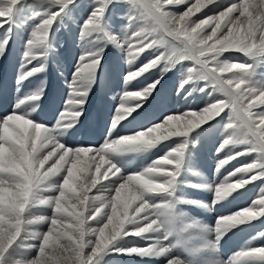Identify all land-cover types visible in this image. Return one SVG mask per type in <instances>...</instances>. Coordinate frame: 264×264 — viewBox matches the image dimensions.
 I'll return each instance as SVG.
<instances>
[{
    "label": "rangeland",
    "instance_id": "374dc122",
    "mask_svg": "<svg viewBox=\"0 0 264 264\" xmlns=\"http://www.w3.org/2000/svg\"><path fill=\"white\" fill-rule=\"evenodd\" d=\"M160 2L163 5L162 11L171 13L173 11L179 10L176 14L180 16L183 14V12L187 11V7H189L190 5H193L194 2H196V1H193L191 4L188 3L187 5H182V6H181V3H175V4L172 3L170 5L169 3L166 2V0H160ZM95 6L96 5L94 3V0H71V3H68L64 7L63 12H61V14L57 17L56 21L52 25V28L54 30V36H51L49 39H47L45 44H44L45 46H47V49H48V50L46 49L47 53L44 56H40V57L38 56L37 59L32 60L35 64L27 66V69L24 68V61L19 60V55H23V52L25 50L24 42H25L26 32H20L18 35V41L15 40V37L18 34V31H17V29H13L10 25L11 16H12V19H13L15 24L18 22H21V21H19L22 18V17H20L21 15L24 17V19H26V20L29 19L28 24L30 27H26V28H28L29 29L28 31H30V33H31L34 30L35 26L39 23L40 19L44 18V16H46L50 12L58 11L60 6L54 5L53 3L50 2V0H20V2L17 5H15L13 8L14 13L12 11L7 19L1 18L3 20V24L1 26H3V27L0 28V43H4V51H3V53H0V87L4 86V90L2 92H0V118L6 116L7 114H10L13 111V109L16 110V107H18L17 109H19V104L21 102L26 101L27 98H29V96H31V94L33 92L34 93L32 94V96L37 95V93H38L40 95V100L51 101L52 102L51 103L52 109L56 112H61L62 108H64V105H65V101H66L65 99H67L68 98L67 96L69 95L68 94L69 93V89H68L69 86L64 83V79H66V77H65L66 75H64L65 74L64 72H65V70L68 71V72L66 71V74H68L67 77H69L67 79H70V77L73 76V74L76 70L77 60L79 58L78 57V51H81V50L82 51H100L101 55L104 54V57H103V60L101 61L102 63H100L97 71L94 73L95 79L94 78L93 79H94V82H96V83H94V85L91 87V89L93 90V87L96 85L94 88V91H95L94 94L96 97L93 95V93L87 94L86 99L84 101L86 105L83 103L82 115L80 116L81 118L80 117L78 118L79 122L77 121L76 122L77 124L75 123V125H73V126H75L74 128L71 127L70 129H66V131L61 130L63 132V134H62L63 137H62V135H60V137L57 136L58 141L65 146L67 145V147H69V148H71L72 145L75 144L74 141L76 139H74L75 137L73 136V133L78 134L80 132V130L82 129L84 122H86L88 120V117H87L88 111L90 113H92V115L89 118L90 123L85 128V132L82 136V138L83 137L84 138L83 139L81 138L82 141L80 139V142L82 143L81 144L82 146L88 145L86 147H89V145H90L91 148H94L96 146H98L96 148H99L102 144H106V142L109 143L110 142L109 140L111 138H115V139H113L114 140L113 142L115 143V141H118L120 138H122L126 135H129L128 133L133 134V132L136 133V131L137 132L142 131V130L146 129L147 127H149L150 125L157 123L159 121V119H160L159 117H161L162 113H165V112H161V111H163V108H164V111H166V107L163 105L164 103H167L170 106H171V104L173 106L175 105L174 107H175L176 111H180L179 112L180 114L178 113L177 115H174L172 117H182V116H186V115L182 114L183 113L182 111L186 112L185 114H187V113L192 114L194 112L200 114L202 112V109L208 107L210 104L216 103L219 100L225 99V97L222 95V93H220L219 91H214L212 89L211 85H207V87L205 88V91H203V92L200 91L201 88H204L206 86V82H204V81H193V82L185 85V87L183 89L180 88L182 81L185 78H187V69L189 67H194V63L191 60L179 61L178 63H175L174 65L170 66L167 71H164V67H165L164 64L160 63L157 67L150 69L149 71L145 72L140 77L134 78L133 80H131L130 83H128V85H126V87L124 88L126 90L127 89H129V90H127L125 92H123V90H122L123 93L122 92L119 93L120 89H123V83L120 81V78H125L126 75L130 71L137 70L139 67H141L144 64L148 63L149 61L153 60L156 56L160 55L161 52L170 54L173 50L179 49L182 46L179 45L177 42H175L169 36H166L165 32L163 30H161L162 28L158 27L157 31L155 33H153V35L149 41V42H151V40H155L156 41L155 46L150 48V49H147L145 52L141 53L136 58V60H134L136 63L133 61L132 64H130L126 67L124 65V60L126 59L124 57L126 55L125 54L126 52L123 51L122 54L117 52V50L115 49V46L112 43H109L107 37H105L106 36L105 34L112 35V33H114V35H115V37H117V39H120L121 37L124 36L125 31L127 29V25H128V21H127V14L129 11L128 5L126 3H108L106 5L103 24H102L101 28L98 31L82 38L81 37V27H82L84 21L88 18L89 13L93 10V8ZM173 6H174V8H173ZM225 7H227V6H225ZM262 11H264V9H262ZM199 20L200 19L190 23V25L194 26L195 23L199 22ZM149 25H150V20L138 21L137 30H140L141 27H148ZM109 28H110V30H109ZM206 29H208V30H206ZM206 29H204L201 33L203 35L207 36V34H209L211 32L212 28H206ZM187 31L190 32V27L187 29ZM222 32H226V28H224V30ZM14 34H15V36H14ZM13 36H14V40H13ZM176 36L186 40L185 33H180L179 35H176ZM77 37H80L82 42L76 43ZM10 38L12 39L11 41H10ZM84 38H85V40H84ZM200 38H201L200 36L197 37V39H200ZM16 43H17V45H16ZM80 44H82V45H80ZM107 44H110V45H108V47H107ZM44 45L35 51L38 53H43ZM104 46H106L107 49L104 48ZM73 47L74 48L77 47L78 51L76 50V48L73 49ZM52 48H53V51L57 50L55 58L51 56L52 55ZM49 49H50V51H49ZM55 51H54V53H55ZM59 52H60V58L58 59ZM63 56L65 57L64 59H63ZM219 59L221 61H227L229 63L244 62L246 64H250L251 69H250V73H249L248 77L246 78L247 82L251 86H255L258 88L259 87L264 88V54H261L259 57L247 59L246 57L243 56L242 53H239V52H236L235 50L230 49V50L222 53L220 55ZM55 60H56V62H55ZM133 63H135V64H133ZM55 64L57 66H55ZM73 64H75V65L73 66ZM39 66H42V70L33 74L31 76L32 77L31 79H30V77H27L23 81L18 82L19 76L22 75L25 70H30L32 67H39ZM58 66H59V68H58ZM212 66L213 65L210 64V67H212ZM64 68H65V70H64ZM48 70L53 72L51 78H49L50 81H49L48 77L44 76V74L49 73ZM151 71H153L154 74ZM221 75L227 77L228 73H222ZM33 77H35V78L33 79ZM44 77H45V79H44ZM39 78L41 81H39ZM42 78L44 79L45 82L47 81L46 82L47 84H50V85H46V83H44ZM144 78H145V81H144ZM103 80H105V81H103ZM156 80H160V81H159V84L157 85V87L155 88V90L153 92V95H152L153 97H149V96L146 97L149 99H148L147 103L145 104V106L143 105L144 107H142V106L141 107L140 106L135 107V104H136L135 100H132L131 102H129V104L127 106L134 107V111H132L133 114L131 112V114H129L128 117H126V119H128V122L126 121L125 118L123 120H121L119 125H116V128H113V129H116V130L118 129V130L113 131V129L111 128L112 123H110L111 118H109V117L115 113V105L116 104L114 102L121 101V97L124 93H126V92L134 93L137 91H142L147 86L154 83ZM42 81H43V84H42ZM31 82H33V83H31ZM56 82H58V83H56ZM39 85H41V87H40V89H37V87L39 88ZM120 85H122V86H120ZM26 86L28 87V89H30L27 92H26V90H27ZM31 86H33L34 88ZM23 87L25 90H23ZM44 89H45V91H42ZM99 89H100V91H99ZM46 90H48V91H46ZM23 91H25V93ZM27 93H29V94L27 95ZM162 93H163V97H164L163 102H162L163 104L161 103L162 104L161 105L159 100H158L157 105L154 106V108L152 109L153 111L154 110L156 111V113H155L156 118L154 117L155 121L154 122H150V121L144 122L143 120H147L148 118L150 119V116H151L150 115V105L152 104V100L155 99L156 97L158 99L159 95H162ZM41 94H43V96ZM44 96H45V98H44ZM93 96H94V98H93ZM115 96H118V97H115ZM52 97H54V98H52ZM64 97H65V99H64ZM144 98L145 97H140V98H137L136 100H144ZM108 100H110V101H108ZM10 101H12V102H10ZM101 101H103V102H101ZM164 101H167V102H164ZM6 102H7V104H6ZM9 102H10V104H9ZM132 102H133V105H132ZM15 103H17V104L15 105ZM29 103H31V101ZM59 103H60V105H59ZM253 103L258 104V102L256 100H253ZM33 104H30V105L32 106ZM158 104H160V105H158ZM178 104L180 106H178ZM20 105L23 106V108L27 107L23 104H20ZM58 105H59V107H58ZM6 106H8V107H6ZM31 106L27 107L28 110H29V108H31ZM93 106H96V107L94 108ZM105 106L108 108H105ZM148 106H149V108H148ZM3 107L4 108L6 107V109H2ZM158 107H160V110ZM106 109H108V110L106 111ZM110 110H113V111H110ZM16 111H18V110H16ZM228 111H229L228 109H225V111L222 112L220 114V116H214V118L211 120V122H208V124H206L207 126L201 125L195 129H193L194 131L192 133V136L189 137V143L187 146L189 148V150L184 151V155H183V158L181 160V165H180V168L178 170V174H177L175 182H174V189H175L174 190V196H173V198H170V199L175 201V207L173 209L172 223H171V235L169 236V240L163 241V243L165 246H168L170 248L171 254H169L168 256L171 257L172 259H175V260H176V258L181 260L182 264H184V263L185 264L186 263L187 264H207V262L210 260L213 261V264H222V262L227 263L229 261V260L226 261V258L228 257V255H230L232 257L233 256L232 254L236 253L237 250H239V251H241L242 249L243 250L244 249L249 250V249H253V248H258L259 246L264 247V215H257L254 219H249V221L246 220L247 223L245 221V223L239 224L240 226H238V225L232 226L233 228L231 227V229L228 230L224 234V236L218 241L220 244H218V242H215V247H211V248H208L209 245H211V244H209L208 240L214 241V235L215 234L212 232V229L215 228L216 223L210 221L209 215L206 217H203V219H201L202 216H196V215L194 216V214H196V211H200L205 206V203L209 204V210H210L211 205L213 204L214 190L212 188H215L216 187L215 185L218 184L216 182L218 180L217 176L215 178V175L213 172L214 171V165L213 164H214V162L218 161L217 159H219V161H220V157H221V160L222 159L225 160V159H227V157L233 156V155H234L233 156L234 158L235 157L237 158V155H236L237 153L247 152L246 155H240V156H238L237 159H234V158L231 159L227 164L224 165L225 167L222 166L223 169L220 168V169H222V170H220V177L225 178L226 177L225 174H227V172L229 171L228 174H230V172H231L232 178L228 182L229 183L231 182V184H233V183L235 184L237 181H239V179L241 180L240 177L244 176V175L247 176L248 179H247V177H245V179H243L246 181L245 185H242L243 188H242V186L240 187V189L237 188V190L239 191L238 197L236 196L237 193L233 194V192H232L234 197H233V195H229V196L225 197L222 201L220 200L221 203L216 202V204L214 205L215 206L214 209L212 207L210 210L211 212L209 211L210 213H212L211 214L212 216L216 215L215 211H217V213H219V211L222 212L223 206H225L224 207V210L226 209L225 212H228V210L229 211L233 210L234 207H237L239 205L238 199H242V200H240V202H244L245 200H248L250 198V196L252 195V196H254V198L257 196L256 201H258L260 198L264 197V175H260L259 169H253L251 172H249V174L236 172L237 175L236 174H234L236 176L233 175V173H235L236 169H238V168L241 169V168L246 167V165L256 163L257 159H258V155H259L258 152L251 151L250 146L244 145V144L229 145V146H226L224 149H222L223 151L221 150L219 153L217 152V148L219 147V145L221 143H223L224 139L227 138L226 134L228 132H226V130H225V125L229 122ZM259 111H264V105L258 104L257 107L253 108V112H259ZM99 114H100V117H99ZM135 115H137V116H135ZM138 115L140 116V118H138L139 117ZM49 116L50 115H44V116L40 115V116L34 117L37 120H35L34 118H30V119H32L34 122L39 121L38 123H40V124L43 123V125L44 124L47 126H51L52 124L54 125L56 122L54 120H51L53 118L51 116H50L51 117L50 118ZM253 119H256V117H253ZM44 121H46V122H44ZM130 121H131V123H129ZM134 121H136V122H134ZM141 121H143V122L141 123ZM79 123H80V125H79ZM138 123H139L140 127L139 126L136 127V125H138ZM125 124H126V127L123 128ZM77 126H79L78 127L79 129L77 128ZM96 126H99V127L97 128ZM100 127H102V128H100ZM207 127H208V129H207ZM107 128H110V130H108V131H113V133L112 132L108 133V131H106ZM136 128H138L139 130ZM76 129H77L78 133L77 132L75 133ZM126 129H128V130L126 131ZM132 129H133V131H132ZM70 130L73 132H71ZM120 130H122V131H120ZM116 132H118V133H116ZM67 133H68V135L71 134L73 139H72V137H69L67 135ZM110 133L113 135L115 134V136L111 135ZM99 135L101 137L103 136L104 139L98 138L97 136H99ZM66 137H68L67 138L68 141H66ZM106 137H108V139ZM109 137H111V138H109ZM63 139L66 142H62ZM105 139H107V140H105ZM98 140H100L101 142L100 141L97 142ZM90 141H91V143L95 142L94 146H93V144L91 145V143H89ZM168 141H171V139H169V140H168V138L163 139V140H161V143H159L157 146H155L154 149L151 148L149 150L148 149H142V148L138 149L134 146H118L116 148V150H111V151H109V153H107V158L110 159V161H112L111 163L115 164L117 168L120 167L121 170L125 169L124 171L128 172L127 175H130L132 173L136 174V172H140L152 164L151 160L148 159L146 154L153 152V155H154L158 151H162V153L157 156V158L160 160L165 155L168 154L164 150V148L162 147ZM67 142H69L70 144H68ZM113 142L111 140L110 143H113ZM81 145H79V146L81 147ZM120 147L123 149L120 150L121 149ZM125 147L127 149H125ZM130 147H133V149ZM118 148H120V149H118ZM134 148H135V151H134ZM129 151H131V152L128 153ZM111 152L113 153V155L115 157L112 155ZM115 152L118 154V156H124V155L126 156L127 155L125 158L122 157L124 159L123 160L124 162L121 161L122 158H121V160L118 158L115 159L117 156ZM136 153H138V154H136ZM188 153H189V155H187ZM129 154H131V155H129ZM109 155H110V157L111 156L112 157L110 158ZM215 156H216V158H215ZM139 157H141V158H139ZM135 158H136V160H135ZM126 159H127L128 163L126 162ZM129 159H131L130 162H129ZM115 160H116V162H115ZM142 160H143L144 164L142 163ZM210 160H211V162H210ZM240 162H242V163H240ZM238 163H239L240 167H238ZM126 164H128L129 166ZM130 164H131V167H133V168L130 167ZM228 164H231L229 166H235V168L229 167ZM139 165H140V168H139ZM122 167H123V169H122ZM229 168H231V169H229ZM234 169H235V171H234ZM130 170L132 172H130ZM224 170H227V172ZM221 172H223L224 174ZM223 175H224V177H223ZM251 176L256 177V179L252 180L253 177L251 178ZM234 177H235V179H234ZM54 178L56 181L57 176L50 178V180H54ZM232 179H234V180L237 179V180L232 181ZM249 179L252 181H250ZM50 180L47 183H50ZM247 181H250V182H248V184H247ZM47 183H46L45 187L49 188ZM229 183H227V184H229ZM255 183H258L259 185L255 184ZM259 188L261 189V190H259L260 192H258ZM44 192L45 193L49 192V190L44 191ZM44 192L41 193V195L45 196V197L54 196L56 194V193H54V194L50 193V195H47ZM235 197H237V199H235ZM155 199H160V198L157 197ZM187 201H193L194 203H188ZM227 202L233 203V204L230 205L228 208H226L227 205H223V204H225ZM236 202H238V203H236ZM255 202H254V204H255ZM156 203H162V201L156 200ZM234 204H235V206H234ZM242 204L243 203L240 204V207L242 206ZM254 204H252L251 206L248 205V207L250 206L249 207L250 210H252L254 212H259V210H260L259 206L256 205L254 207ZM219 206L220 207L222 206V207L219 208ZM248 207H246V208H248ZM235 209H237V208H235ZM244 209L245 208L237 209L236 211L233 212V215H235V213H237L238 211L243 213L242 211H244ZM180 213H184L193 222L182 220ZM25 214H26V216L27 215L28 216L29 215L30 216H33V215L36 216L37 215L39 217L42 214H44L45 216L50 217L53 215V211H52V208L49 206L36 205V206H31L28 209V211H26ZM217 216L221 217L219 215H217ZM223 216H224V214H223ZM199 217H201V218H199ZM198 218L200 219V221ZM68 221L70 222L71 218ZM187 226H189V227H187ZM195 227H196V229H195ZM186 228H188V229H186ZM44 232H47V229L38 230L34 235L28 236L29 237L28 241H27L28 245L26 247L22 245L25 248V250L27 251V253H25L26 251L21 252V253H25L23 255H19V253H18L19 249L18 248L21 249V245L18 241H16L17 243L15 242V244H14L15 246L13 245L14 247H11L9 249V252L7 253L6 257L4 258V264H5V262H8L9 264H11L13 262L12 264H15V262L17 260H21L22 258H24V259H22V261H27L29 259H35L37 256L38 250H37V248H34V246L36 247V245L39 243V236ZM200 235L201 236L204 235L203 238L205 241H203V238L200 237ZM34 236H35V238H34ZM201 238H202V240H201ZM35 239H37L38 241ZM53 239H55V238H53ZM156 239H157L156 234H153L152 240L154 242H156ZM193 240H194L195 244H194ZM249 240H250V242H249ZM206 241H207V243H206ZM33 242H35L36 244ZM191 242H193V243H191ZM31 243L33 244V246L31 245ZM132 245L136 246V247H140L141 245H144V243L139 242L137 244H132ZM219 245H220V247H219ZM196 246H198L197 247L198 249L194 248ZM201 246H202V248H201ZM209 249H212V250L209 251ZM85 251H86V249H85ZM106 252H105V254H107ZM12 256L13 257L16 256V257H14V259L15 258L16 259L13 260ZM202 256L203 257L205 256L204 259ZM197 257H198V259H197ZM99 259L100 258L97 259V264H99V261H100ZM148 259H150V258L149 257H141V256L136 255V254H134V255L128 254L126 256H125V254L123 256H121V254H114V255L112 254L111 257L107 258V260L104 262V264H148V262H147ZM110 261H112V262H110ZM202 262H204V263H202ZM149 263H152V262H149ZM245 264H264V258H250V259L246 260Z\"/></svg>",
    "mask_w": 264,
    "mask_h": 264
},
{
    "label": "snow or ice",
    "instance_id": "6c2138e0",
    "mask_svg": "<svg viewBox=\"0 0 264 264\" xmlns=\"http://www.w3.org/2000/svg\"><path fill=\"white\" fill-rule=\"evenodd\" d=\"M20 0H7L6 7H0V18H8V16L13 11L15 5H17ZM54 5H58L59 10L50 12L44 18L40 19L39 23L35 26L34 30L31 32L30 39L25 45V50L23 52L24 67L31 64L32 60L37 59L38 56H42V53H38L35 50L41 48L49 35L50 28L56 21L57 17L63 12L64 7L71 3V0H50ZM167 3H184L185 0H166ZM212 3L213 0H208ZM95 7L89 13L88 18L84 21L81 27V37H86L96 31H98L104 19V13L106 5L108 3H126L129 7L127 14V29L125 34L120 39L113 35H106L109 42L114 44L118 48H122L126 52L127 63L131 64L136 58L147 49L155 46L156 41L151 40L153 33L157 31V28H163L168 35H179L180 33H185L186 43L182 42V47L173 50L170 54L161 52L160 55L156 56L153 60L139 67L137 70L130 71L125 79L126 82L138 78L145 72L152 68L157 67L160 63L164 64V71H167L170 66L178 63L182 60H191L194 62V67H189L187 69V78H185L180 88L183 89L185 85L193 81H204L206 86L201 88L200 91H205L207 85H211L214 91H219L225 97V99L219 100L216 103L210 104L208 107L202 109L203 115L198 113H192L191 115L195 117V122H189V126L181 131H173L171 135L168 136H180L186 137L189 132L194 128H197L207 121H211L214 116H220L225 109H228V119L229 122L225 125V130L229 134L226 135V139L217 148L219 153L226 146L233 144H244L249 145L251 151L258 152V159L256 163L249 164L244 168L237 169L236 172L239 173H249L253 169H259L260 175H264V111L253 112V108L259 105H264V88H258L251 86L247 82V77L250 73L251 65L244 62H232L221 61L219 59L220 55L228 50H235L236 52L242 53L247 59H252L259 57L264 54V29H261L259 25L262 20H258L257 16L260 13H264V0H240L239 4L232 3L230 6L226 7L224 11H221L216 17H208L207 19L201 20L199 23H195L191 26L188 18L193 12L199 11L200 7L194 5L188 11L183 13L177 19L172 13L162 11V3L160 0H94ZM233 13H239L238 16L233 17ZM150 20V25L148 27H141L137 30L138 21ZM239 21H244L241 25ZM211 23H215V27L212 28L211 34L204 38L197 39L199 33L203 29L209 26ZM174 25H179V27H174ZM226 28V32H220L221 26ZM190 27V32L187 29ZM215 37V42L209 44L208 41L213 40ZM135 42V43H134ZM6 43V42H5ZM4 51V43H0V53ZM102 60V55L100 51H86L77 60L76 70L73 74V80L69 83L68 98L65 101L64 109L59 113L55 126L49 128V130L54 135L57 131L63 130L62 125L72 124L77 122L78 118L82 115V107L89 90V86L93 82L94 73L97 71L100 62ZM210 64L213 65L210 67ZM42 66L32 67L30 70H25L22 75L19 76L18 82L23 81L27 77L32 76L34 73L41 71ZM222 73H228L225 77L221 75ZM160 80H156L151 85L147 86L142 91H137L134 93H124L121 97V103L117 107L115 117L112 121V128H115L117 123L122 120L121 117L124 116V110L129 108L127 106L130 101L136 100L140 97H147L152 91L155 90L156 85L159 84ZM31 101H38L40 95H33L28 98ZM257 103H253V100ZM142 101V100H141ZM77 113L80 115L77 116ZM24 114L13 110L10 114L0 118V146H3L9 151L11 157L15 158L19 154V149L13 139V131L7 126L6 121L13 116H23ZM256 117V119H253ZM174 117L168 116L166 122L172 121ZM40 124V123H38ZM154 126H163L162 124H156ZM167 136V138H168ZM165 138V139H167ZM108 145L109 151L116 150L118 146H134L128 144L124 141H116L113 143H106ZM52 145H49L47 149L51 150ZM186 145L181 143L165 155L161 160L154 161L148 168V172L144 170L137 172L143 173L147 179H152V169L159 170L162 178L168 181V190L172 191L178 170L181 165V160L184 155ZM91 147L81 146L75 148H69L64 145L55 156L58 159L65 157L66 162L63 166L59 168L54 174L50 173L48 170L56 163L51 164L46 170L43 167H39V171L32 178L31 181V192L29 194V203L27 209L31 206H49L57 209L51 217L39 216L34 217L32 223H47V232L42 233L39 236V243L36 245L38 250L35 259H29L27 261L17 260V264H44V257L49 249V241L45 238L46 235L57 236L60 229L65 226V221L69 220V216L64 214V210L68 209L70 211V206L72 205V197L74 195V177L78 170H80V161L74 160L72 158L73 153L77 149H89ZM90 152H86L85 155L96 157V162L92 164L89 170V177L91 173L95 171L97 163L99 162V157L96 154V149ZM46 149H44L45 151ZM47 150V151H50ZM67 150V152H66ZM46 151V152H47ZM92 153V155H89ZM247 152L237 153V156L246 155ZM107 155V153H105ZM53 158V157H52ZM51 158V159H52ZM233 156H229L228 159L220 160L216 168L219 170L222 166L227 164ZM171 165V170H168L165 166ZM106 168H109V164H104ZM38 167L34 164V168ZM102 169V168H101ZM106 171V170H105ZM105 171L100 170V175H103ZM115 171V169H113ZM235 173H233L234 175ZM132 175V174H130ZM130 175L126 177H120L119 173L115 179L110 181H115L112 189H115L116 185L122 184ZM60 176V183L56 186L55 195L51 197L42 196L43 191H48L45 187L46 183L50 178ZM158 178V177H157ZM253 180L256 177L252 178ZM241 184L246 183L245 180L241 179ZM22 182L21 178L12 169V167L5 163L0 165V183L3 184L5 188L10 191H16L18 183ZM87 191L88 188L96 189L101 191V187H92L88 181H85ZM101 184L100 186H102ZM223 185V184H221ZM240 186V187H241ZM239 187V188H240ZM216 187L214 189V192ZM79 189H75V192H79ZM89 191H87L88 195ZM89 198L95 196H89ZM159 197L160 199H155ZM50 198V199H49ZM170 199L167 193H154L148 192L144 195L143 199L138 201V205L132 208L130 215V222H126L131 225L134 232L131 234L140 237L142 233H154L157 236L155 244L148 248L133 247L131 249H118L117 251L123 254H136L141 257H154V256H166L171 254L170 248L165 246L163 241H168L171 235V224L168 230H165L160 226L159 221L156 224H151L153 220H156V215L154 214V209L159 206H164L165 203ZM156 200L162 201V203H156ZM146 202V203H145ZM188 203H194L193 201H187ZM217 202V201H216ZM213 202V203H216ZM141 204L144 207L138 212H135L136 208H140ZM258 205L260 209L264 208V197L255 202L254 207ZM250 210L245 208V210ZM243 211V212H244ZM26 213V212H25ZM25 213L20 214L19 221H15L16 216L15 209L11 207L7 202L0 203V216L4 217L8 223L0 222V229L14 228L11 233L0 232V264H4V258L6 257L9 249L14 245V243L20 238L22 231L26 228L24 223ZM241 213V212H237ZM236 213V214H237ZM91 215V212H85V217ZM259 215H264V212H260ZM234 216V215H228ZM222 216L220 218H223ZM107 218L104 220H98L96 218L91 219V221H99L98 225H102ZM89 221H87L89 225ZM125 223V224H126ZM145 226H141V224ZM172 223V222H171ZM125 224L120 228L117 235L111 239H106L104 233L100 232L102 226L96 227V231L91 236H85L82 241L74 245L76 249V254L73 257L75 264H97L98 257L102 256L110 246L114 244L118 239L128 236L130 233L125 228ZM151 224V228L148 225ZM218 228L217 235L223 233L224 229L220 225H215ZM224 235H222L223 237ZM63 241H61L62 243ZM215 247V244L210 245ZM88 249V251H85ZM250 258H264V247L253 248L249 250H241L234 253L230 257L227 264H245L246 260ZM59 264V260L57 261ZM168 264H182V261L177 259L175 261L170 260Z\"/></svg>",
    "mask_w": 264,
    "mask_h": 264
},
{
    "label": "clouds",
    "instance_id": "9594fccd",
    "mask_svg": "<svg viewBox=\"0 0 264 264\" xmlns=\"http://www.w3.org/2000/svg\"><path fill=\"white\" fill-rule=\"evenodd\" d=\"M258 20H262L259 25L261 29H264V13H260L257 16ZM241 25L244 21H239ZM264 102V101H262ZM134 111L133 107H129L124 110L125 114L121 117L124 119L126 115L131 114ZM80 114L77 113V116ZM7 126L13 131V139L19 149L17 157L10 156L9 151L3 146H0V165L8 163L12 169L21 178L22 182L18 183L16 191H10L0 183V203L7 202L11 207L15 209L16 216L15 221H19L20 214L25 213L28 209L29 194L31 192L32 178L39 171V167L51 159L61 148L64 147L56 137L63 134L62 131H57L54 135L43 124H38L26 115L13 116L7 121ZM76 123V122H74ZM55 126V125H54ZM72 124L62 125L63 130L70 129ZM173 131L171 128H164V126H153L147 128L146 131H139L131 135H126L120 138V141H124L128 144L134 145L136 148L151 149L159 144V142L168 135H171ZM49 145H52L51 150L45 152ZM93 149H77L73 153L72 158L80 161V170L77 171L74 177V195L72 197V205L70 211L64 210V214L71 218V221H65V226L59 230L58 235L53 236L46 235V239L49 241L50 249L48 253L42 257L44 264H75L73 257L76 254L74 245L84 239L85 236H91L96 228L88 225L87 221L93 218L98 220H104L103 226L100 228V232L104 233L106 239H111L118 234L120 228L126 223L130 222L129 209L133 208V205L143 199L144 195L148 192L154 193H167L170 198L174 196V186L172 191L168 190V181L163 179L159 170L152 169V179H147L143 173H136L130 175L122 184L115 186V194L109 196H95L89 198L87 191H85V181L95 187L103 179H108L109 173L112 176H116L120 169L107 158L105 153L109 152L108 145L102 144L96 149V154L99 157V162L95 171L91 173L89 177V170L92 164L96 162V157L85 155L86 152H90ZM67 152V150H66ZM66 162L65 157L58 159L56 163L48 170L50 173H55ZM34 164L38 167L34 168ZM104 164H109V168L100 175V170ZM115 169V171H113ZM144 172H148V168L144 169ZM158 177V178H157ZM243 182L237 181L235 184H223L216 186L214 192L215 199L213 202L223 200L229 196L237 188L241 186ZM75 189L80 191L77 193ZM50 199V198H49ZM146 203V202H145ZM144 207L141 204L140 208H136L135 212L138 213ZM175 207V201L169 199L164 206H159L154 209L156 220H153L151 224H156L159 221L161 227L168 230L172 222L173 209ZM56 208L53 209L55 213ZM85 212H91V215L85 217ZM260 212H264V208L259 212L252 210H245L243 213H237L234 216H225L218 218L216 225L223 227L224 231L220 235H217L218 228L212 229L214 235V241L209 243L215 244L218 242L222 235H224L232 226L244 223L246 220L254 219ZM43 218V217H40ZM34 217L25 216L24 223L27 226L35 225L32 223ZM0 222L8 223L4 217L0 216ZM151 224L148 225L151 228ZM14 228L0 229V232L11 233ZM50 231V230H47ZM61 241H63L61 243ZM17 264V262H15Z\"/></svg>",
    "mask_w": 264,
    "mask_h": 264
},
{
    "label": "bare ground",
    "instance_id": "6f19581e",
    "mask_svg": "<svg viewBox=\"0 0 264 264\" xmlns=\"http://www.w3.org/2000/svg\"><path fill=\"white\" fill-rule=\"evenodd\" d=\"M193 1H196V2H194V4L193 5H188L189 7H187V11L190 9V8H193V6L194 5H198L199 7H200V10L199 11H195V10H193V12L191 13V15L189 16V18H188V21H189V23H192V22H194V21H196V20H198V19H200L199 20V22L201 21V20H204V19H207L208 17H216V16H218L219 15V13L221 12V11H224L225 9H226V7L225 6H230L232 3H236V4H239L240 3V0H213V2L212 3H209L208 2V0H185V2L184 3H181V6L182 5H187L188 3L189 4H191ZM145 2H147V0H145ZM166 4V3H165ZM175 4V3H174ZM171 5V4H170ZM178 5V4H177ZM180 5V4H179ZM7 6V0H0V7H6ZM225 7V8H224ZM173 8H174V6H173ZM224 8V9H223ZM179 10H176V11H173V12H171L177 19H179V17L181 16H179V15H177L176 13L178 12ZM186 12V11H185ZM185 12H183V13H185ZM13 13H14V11H13ZM12 13V14H13ZM183 15V14H182ZM239 15V13H233L232 14V16L233 17H235V16H238ZM3 19V18H2ZM1 18H0V26L3 24V20H2ZM4 19H6V18H4ZM198 22V23H199ZM10 25L12 26V28L13 29H17V31L19 30L18 29V27L16 26V24L14 23V21H13V19H12V16H11V21H10ZM175 27H179V25H174ZM213 27H215V23H211L209 26H207V27H205L204 29H206V28H213ZM224 26L222 25L221 26V29H220V31L217 33V35L220 33V32H222L223 30H224ZM203 29V30H204ZM109 30H110V28H109ZM162 30L165 32V34H166V36H169L170 38H172L175 42H177L179 45H181V46H183L182 45V42H187L185 39H183V38H180V37H178V36H176L175 34L174 35H168L167 34V32L162 28ZM206 30H208V29H206ZM111 32V31H110ZM109 32V33H110ZM6 33V32H5ZM4 33V34H5ZM99 33V32H98ZM108 33V34H109ZM7 34V33H6ZM97 34V33H96ZM211 34V32L209 33V34H207V35H210ZM13 35V34H12ZM95 35V34H94ZM112 35L113 36H115L114 35V33H112ZM14 36H15V34H14ZM30 36H31V33H30V31H28L27 32V34L25 35V42H24V44L26 45V43H27V41L30 39ZM51 36H54V30H53V28H52V26H51V28H50V33H49V35H48V38L47 39H49ZM199 36L201 37V38H204V37H206V35H203L201 32L199 33ZM17 37H18V35H16V39H17ZM94 37V36H93ZM106 37V36H105ZM77 40H76V43H79V42H82V40L80 39V37H77L76 38ZM12 39L10 38V41H11ZM84 40H85V38H84ZM83 40V41H84ZM24 41V40H23ZM215 42V37L213 38V40H211V41H208V43L210 44H212V43H214ZM18 43V42H17ZM74 43V42H73ZM75 43V44H76ZM109 43H111V42H109ZM21 45V44H20ZM77 45V44H76ZM80 45H82V44H80ZM108 45H110V44H107V47H108ZM114 45V44H113ZM115 46V45H114ZM76 48V50L78 51V49H77V47H75ZM74 47H73V49H75ZM104 48H106V46H104ZM43 53H42V56H44L47 52V46H45L44 45V47H43ZM47 49V50H46ZM56 49V48H55ZM107 49V48H106ZM115 49L117 50V52H119V53H121L122 54V52H123V49L122 48H118V47H116L115 46ZM14 51V50H13ZM49 51H50V49H49ZM59 51V50H58ZM56 52H57V50H56ZM84 52H86V51H78V57H80ZM14 53V52H13ZM60 53V52H59ZM21 54V53H20ZM126 54V53H125ZM16 55V54H15ZM51 56H53V48H52V55ZM103 57H104V54H102V60H103ZM55 58V57H54ZM60 58V57H59ZM65 57L63 56V59H64ZM124 58H126V55H125V57ZM23 59V55H21V60ZM75 59V58H74ZM35 60V59H34ZM101 60V61H102ZM74 61V60H73ZM55 62H56V60H55ZM76 62V61H75ZM135 62V61H134ZM25 63V62H24ZM66 63V62H65ZM100 63H102V62H100ZM136 63V62H135ZM135 63H133V64H135ZM194 63V62H193ZM35 63L32 61L31 62V64H29V65H34ZM67 64V63H66ZM132 64V63H131ZM28 65V66H29ZM64 65V64H63ZM75 64H73V66H74ZM124 65L127 67L128 65H130L129 63H127V60L125 59L124 60ZM55 66H57L56 64H55ZM65 66V65H64ZM71 66V65H70ZM25 68V67H24ZM52 68V67H51ZM50 68V69H51ZM58 68H59V66H58ZM66 68V67H65ZM65 68H64V70H65ZM129 68V67H128ZM75 69V68H74ZM73 70V69H72ZM132 70V69H131ZM66 71L67 70H65V74L64 75H66L65 77H66V79H64V83L66 84V85H68L69 86V83L73 80V76H71L70 77V79H67V78H69V77H67V75L68 74H66ZM48 74H44V76H46V77H48V79L49 78H51V76H52V74H53V72H51L50 70H48ZM61 72V71H60ZM63 72V71H62ZM68 72V71H67ZM153 74H154V72L153 71H151ZM37 73V72H36ZM127 73V72H126ZM35 74V73H34ZM70 74V73H69ZM160 75V74H159ZM43 77V76H42ZM162 77V76H161ZM32 77L30 76V79H31ZM35 77H33V79H34ZM105 78V77H104ZM37 79V78H36ZM43 79V78H42ZM44 79H45V77H44ZM44 79H43V81H44ZM95 79V78H94ZM94 79H93V82L91 83V85L89 86V90H88V92H87V94H91V93H93V95L95 96V94H94V88H95V86L93 87V90L91 89V87L94 85V83H96V82H94ZM103 79V78H102ZM147 79V78H146ZM160 79V78H159ZM47 80V79H46ZM53 80V79H52ZM31 81V80H30ZM35 81V80H34ZM39 81H41L40 80V78H39ZM43 81H42V84H43ZM49 81H50V79H49ZM103 81H105V80H103ZM120 81L123 83V89H120V92L119 93H121L122 92V90H123V92H125V91H127V90H129V89H124L125 87H126V85H128V83H130V81H128V82H126V79L125 78H120ZM135 81V80H134ZM144 81H145V78H144ZM47 82V81H46ZM45 81H44V83H46ZM22 83V82H21ZM31 83H33V82H31ZM50 83V82H49ZM56 83H58V82H56ZM98 83V82H97ZM103 83V82H102ZM28 84V83H27ZM35 84V83H34ZM41 84V83H40ZM121 84V83H120ZM10 85V84H9ZM24 85V84H23ZM22 85V86H23ZM30 85V84H29ZM46 85H50V84H47L46 83ZM133 85V84H132ZM147 85V84H146ZM38 86V85H37ZM120 86H122V85H120ZM21 87V86H20ZM27 87V86H26ZM30 87V86H29ZM31 87H33V86H31ZM40 87H41V85H39V88L37 87V89H40ZM43 87V86H42ZM47 87V86H46ZM156 87H157V85H156ZM155 87V88H156ZM34 88V87H33ZM48 88V87H47ZM67 88V87H66ZM121 88V87H120ZM259 88H261V87H259ZM49 89V88H48ZM52 89V88H51ZM64 89V88H63ZM69 89V88H68ZM23 90H25L24 89V87H23ZM28 90H30V89H28V87H27V90H26V92L28 91ZM102 90V89H101ZM35 91V90H34ZM42 91H45V89L44 90H42ZM46 91H48V90H46ZM67 91V90H66ZM71 90L69 89V92H70ZM99 91H100V89H99ZM22 92V91H21ZM24 93H25V91H23ZM122 92V93H123ZM153 92L154 91H152L148 96L149 97H153L152 95H153ZM20 93V92H19ZM32 93V92H31ZM30 93V94H31ZM34 93V92H33ZM32 93V94H33ZM36 93V92H35ZM40 93V92H39ZM45 93V92H44ZM47 93V92H46ZM58 93V92H57ZM18 94V93H17ZM23 94V93H22ZM29 93H27V95H28ZM32 94H31V96H32ZM38 94V93H37ZM64 94V93H63ZM69 94V93H68ZM21 95V94H20ZM19 95V96H20ZM26 95V94H25ZM26 95V96H27ZM42 96H43V94H41ZM47 95V94H46ZM45 95V96H46ZM57 95V94H56ZM23 96V95H22ZM31 96H29V97H31ZM45 96H44V98H45ZM94 96H93V98H94ZM119 96V95H118ZM118 96H115V97H118ZM28 97V96H27ZM63 97V96H62ZM66 97V96H65ZM65 97H64V99H65ZM68 97V96H67ZM96 97V96H95ZM42 98V97H41ZM43 98V99H44ZM52 98H54V97H52ZM175 98V97H174ZM63 99V100H64ZM86 99V98H85ZM148 99L149 98H144V100H135L136 101V104H135V107L136 106H142V107H144L145 106V104L147 103V101H148ZM163 99H164V97H163V93H162V95H159V97H158V99H157V101L159 100V102H160V104L163 102ZM66 100V99H65ZM176 100V99H175ZM255 100V99H254ZM31 101V100H30ZM29 101V99L27 98V100L26 101H24V102H21L20 104H23V105H25V106H27V107H29V106H31L30 104H33L35 101H31V103H29L30 102ZM39 101V100H38ZM38 101H36L32 106H31V108H29V110H28V108L27 107H25V108H23V106H21L20 104H19V109H17L18 107H16V110H18V112L19 113H21V114H24V115H26L27 117L34 111L35 112V110L34 109H39V110H41V111H44V114L46 113V112H49V110H47V107H48V105L47 104H39V103H37ZM44 101V100H43ZM108 101H110V100H108ZM113 101V100H112ZM181 101V100H180ZM10 102H12V101H10ZM10 102H9V104H10ZM101 102H103V101H101ZM114 102V101H113ZM131 102V101H130ZM164 102H167V101H164ZM174 102V101H173ZM202 102V101H201ZM19 103V102H18ZM62 103V102H61ZM111 103V102H110ZM116 105H115V113H116V110H117V107L120 105V103H121V101H119V102H114ZM158 103V102H157ZM179 103V102H178ZM182 103V102H181ZM6 104H7V102H6ZM5 104V105H6ZM17 103H15V105H16ZM84 104H85V102H84ZM99 104V103H98ZM101 104V103H100ZM103 104V103H102ZM106 104V103H105ZM160 104H158V105H160ZM163 104V103H162ZM161 104V105H162ZM171 104V103H170ZM4 105V104H3ZM35 105V106H34ZM56 105V104H55ZM59 105H60V103H59ZM59 105H58V107H59ZM63 105V104H62ZM61 105V106H62ZM86 105V104H85ZM132 105H133V102H132ZM144 105V106H143ZM165 107H166V111H164V108H163V111H161V112H165V113H162V115H161V117H159L158 119H159V121L157 122V123H154L153 125H150L149 127H153L154 125H156V124H162L163 126H164V128H171V130L172 131H177V130H181V131H183V130H185L188 126H189V122L190 121H192L193 123L195 122V117L194 116H192L190 113H187V114H185L186 112H184V111H182L183 113L182 114H184V115H186V116H182V117H174V119L172 120V121H168V122H166V118L168 117V116H174V115H177L180 111H176V109H175V105L173 106L172 104H171V106L169 105V104H167V103H164L163 104ZM34 106V108L32 109V107ZM107 106V105H106ZM105 106V108H108V107H106ZM163 106V107H164ZM178 106H180L179 104H178ZM6 107H8V106H6ZM6 107L4 108H2V109H6ZM94 108L96 107V106H93ZM130 107H132V106H130ZM177 107V106H176ZM62 108V107H61ZM134 108V107H133ZM148 108H149V106H148ZM159 108V110H160V107H158ZM157 108V109H158ZM162 108V107H161ZM9 109V108H8ZM32 109V110H31ZM59 109V108H58ZM64 108H62V110H63ZM114 109V108H113ZM137 109V108H136ZM178 109V108H177ZM184 109V108H183ZM14 110V109H13ZM108 109H106V111H107ZM138 110V109H137ZM185 110V109H184ZM3 111V110H2ZM110 111H113V110H110ZM109 111V112H110ZM155 111V110H154ZM97 112V111H96ZM95 112V113H96ZM137 112V111H136ZM146 112V111H145ZM99 113V112H98ZM115 113L114 114H112L109 118H111V120H110V123H112V121H113V119H114V117H115ZM88 120L86 121V122H84V124H83V127H82V129L80 130V132L78 133V131H77V129H76V131H75V133L77 132L78 134H74L73 133V136L75 137L74 139H76L75 141H74V145H72V147L71 148H75V147H80L79 145H81L82 143L80 142V139L82 138V136H83V134H84V132H85V128L88 126V124L90 123V116L92 115V113H90L89 111H88ZM109 114V113H108ZM111 114V113H110ZM132 114H133V112H132ZM137 114V113H136ZM142 114V113H141ZM140 114V115H141ZM147 114V113H146ZM180 114V113H179ZM201 115H203V112H201L200 113ZM43 115V114H42ZM129 115V114H128ZM128 115H126L125 116V119H126V117H128ZM131 116V115H130ZM133 116V115H132ZM135 116H137V115H135ZM139 116V115H138ZM147 116V115H146ZM155 116V115H154ZM159 116V115H158ZM50 117V116H49ZM96 117V116H95ZM99 117H100V114H99ZM142 117V116H141ZM42 118V117H41ZM40 118V119H41ZM51 118V117H50ZM81 118V117H80ZM108 118V117H107ZM131 118V117H130ZM136 118V117H135ZM134 118V119H135ZM138 118H140V116L138 117ZM137 118V119H138ZM156 118V117H155ZM214 118V117H213ZM35 119V118H34ZM39 119V120H40ZM56 119V116H55V118L54 119H51V120H55ZM99 119V118H98ZM102 119V118H101ZM105 119V118H104ZM133 119V118H132ZM149 119V118H148ZM147 119V120H148ZM35 120H37V119H35ZM45 120V119H44ZM79 120V119H78ZM77 120V121H78ZM81 120V119H80ZM123 120V119H122ZM57 121V120H56ZM96 121V120H95ZM132 121V120H131ZM131 121L129 122V123H131ZM155 120H152V121H150V122H154ZM39 122V121H38ZM37 121H36V123H38ZM44 122H46V121H44ZM53 122V121H52ZM79 122V121H78ZM97 122V121H96ZM107 122V121H106ZM121 122V120L117 123V125H119V123ZM123 122V121H122ZM134 122H136V121H134ZM143 121H141V123H142ZM149 122V121H148ZM208 122H211V121H207L205 124H203V126L204 125H206V124H208ZM128 123V124H129ZM140 123V122H139ZM139 123H138V125H136V127L137 126H139ZM217 123V122H216ZM41 124H43V123H41ZM48 124V123H47ZM77 124V123H76ZM55 125V124H54ZM53 124L51 125V126H48V127H52V126H54ZM75 125V124H74ZM79 125H80V123H79ZM100 125V124H99ZM131 125V124H130ZM91 126V125H90ZM101 126V125H100ZM121 126V125H120ZM128 126V125H127ZM142 126V125H141ZM207 126V125H206ZM73 128L75 127V126H72ZM79 126H77V128H78ZM97 128L99 127V126H96ZM118 127V126H117ZM126 127V124L124 125V127L123 128H125ZM129 127V126H128ZM131 127V126H130ZM140 127V126H139ZM144 127V126H143ZM142 127V128H143ZM149 127H147V128H149ZM89 128V127H88ZM96 128V129H97ZM100 128H102V127H100ZM112 128V127H111ZM116 128V127H115ZM132 128V127H131ZM145 128V127H144ZM143 128V129H144ZM147 128L146 129H144L145 131L147 130ZM79 129V128H78ZM113 129V128H112ZM111 129V130H112ZM122 129V128H121ZM129 129V128H128ZM134 129V128H133ZM133 129H132V131H133ZM136 129H138V128H136ZM195 129V128H194ZM207 129H208V127H207ZM75 130V129H74ZM114 130H116V129H113V131ZM118 130V129H117ZM116 130V131H117ZM123 130V129H122ZM122 130H120V131H122ZM139 130V129H138ZM142 130V129H141ZM144 130H142V131H144ZM63 131V130H62ZM64 131H66V130H64ZM71 131V130H70ZM99 131V130H98ZM113 131H108V133L109 132H112L113 133ZM126 131H127V129H126ZM125 131V132H126ZM130 131V130H129ZM131 131V132H132ZM193 131L194 130H192L191 132H189L188 134H187V136L186 137H180V136H168V140L169 139H171V141H168L166 144H164L162 147L164 148V150L167 152V153H169L170 151H171V149H173V148H175L177 145H179V144H181V143H184L185 145H186V147H185V150L186 151H188L189 150V148L187 147L188 146V143H189V137H191L192 136V133H193ZM71 132H73V131H71ZM137 132V131H136ZM65 133V132H64ZM97 133V132H96ZM99 133V132H98ZM102 133V132H101ZM116 133H118V132H116ZM127 133V132H126ZM70 134V133H69ZM86 134V133H85ZM89 134V133H88ZM103 134V133H102ZM105 134V133H104ZM107 134V133H106ZM111 134V133H110ZM129 135H131V133H128ZM133 134H134V132H133ZM228 134V133H227ZM226 134V135H227ZM67 135H68V133H67ZM92 135V134H91ZM101 135V134H100ZM97 136L98 138H103V136L101 137V136ZM111 135H113V134H111ZM69 137H72L71 136V134L70 135H68ZM107 136V135H106ZM110 136V135H109ZM113 136H115V134L113 135ZM60 137V136H59ZM62 137H63V135H62ZM105 137V136H104ZM67 138L68 137H66V141H68L67 140ZM84 138V137H83ZM82 138V139H83ZM86 138V137H85ZM88 138V137H87ZM97 138V139H98ZM107 139H108V137H106ZM109 138H111V137H109ZM56 139L58 140V137H56ZM65 139V138H64ZM63 139V141L62 142H66L65 140ZM70 139V138H69ZM72 139H73V137H72ZM71 139V140H72ZM82 139H81V141H82ZM104 139V138H103ZM102 139V140H103ZM107 139H105V140H107ZM113 139H115V138H111L109 141L111 142V140H112V142L114 141ZM198 139V138H197ZM203 139V138H202ZM205 139V138H204ZM95 141V140H94ZM100 140H98L97 142H99ZM70 142V141H69ZM69 142H67L68 144H70ZM73 142V141H72ZM101 142V141H100ZM104 142V141H103ZM102 142V143H103ZM109 142V143H110ZM116 142V141H115ZM191 142V141H190ZM80 143V144H79ZM89 143H91V141L89 142ZM107 143V142H106ZM114 143V142H113ZM159 143H161V141L159 142ZM66 144V143H65ZM72 144V143H71ZM79 144V145H78ZM202 144V143H201ZM91 145H92V143H91ZM98 145V144H97ZM67 146V145H66ZM71 146V145H70ZM82 146V145H81ZM86 146H88V145H86ZM93 146H94V144H93ZM89 147H90V145H89ZM96 147H98V146H96ZM96 147H94V149H97ZM135 147V146H134ZM194 147V146H193ZM121 148V147H120ZM120 148H118V149H120ZM130 148H132L133 149V147H130ZM155 148V147H154ZM154 148H152V149H154ZM123 148H121L120 150H122ZM125 149H127L126 147H125ZM158 149V148H157ZM192 149V148H191ZM47 150H50V149H46L45 150V152L47 151ZM131 150V149H130ZM149 150V149H148ZM193 150V149H192ZM195 150V149H194ZM201 150V149H200ZM134 151H135V148H134ZM223 151V150H222ZM233 151V150H232ZM231 151V152H232ZM113 152V151H112ZM111 152V153H112ZM122 152V151H121ZM131 151H129L128 153H130ZM191 152V151H190ZM229 152V151H228ZM235 152V151H234ZM109 153V152H108ZM116 153V152H115ZM140 153V152H139ZM162 153V151H158L156 154H154L153 155V152H150L149 154H146V156L148 157V159H150L151 160V162L153 163L154 161H157V160H160V159H158L157 158V156L159 155V154H161ZM122 154V153H121ZM136 154H138V153H136ZM89 155H92V153H89ZM111 155V154H110ZM110 155H109V157H110ZM112 155H113V153H112ZM116 158L115 159H120L121 160V158L123 157V158H125L126 156L124 155V156H118V154L116 153ZM129 155H131V154H129ZM128 155V156H129ZM135 155V154H134ZM133 155V156H134ZM187 155H189V153L187 154ZM114 156V155H113ZM139 156V155H138ZM206 156V155H205ZM210 156V155H209ZM234 156V155H233ZM112 157V156H111ZM110 157V158H111ZM115 157V156H114ZM244 157V156H243ZM246 157V156H245ZM122 158V160L121 161H123L124 159ZM139 158H141V157H139ZM215 158H216V156H215ZM219 158V157H218ZM237 158H238V156H237ZM236 157L234 158V159H237ZM56 159H58V156H53V158L52 159H50L46 164H45V167H44V169L43 170H46L48 167H50L51 166V164L52 163H54L55 162V160ZM128 159V158H127ZM127 159H126V162H127ZM227 159H228V157H227ZM244 159V158H243ZM110 160V159H109ZM119 160V161H120ZM135 160H136V158H135ZM206 160V159H205ZM218 161H219V159H217ZM220 160H221V157H220ZM223 160V159H222ZM131 161V159H129V162ZM215 161V160H214ZM213 161V162H214ZM218 161L217 162H214V175H215V178H216V176H217V185H215V186H218V185H220L221 183L222 184H227V183H229L228 181H230L231 180V176H232V174H231V172H230V174H228V172H227V170H224V171H226L227 172V174H225V178H222V177H220V170H222V169H219V170H217V168H216V165H217V163H218ZM238 161V160H237ZM246 161V160H245ZM112 162V161H111ZM115 162H116V160H115ZM124 162V161H123ZM210 162H211V160H210ZM235 162V161H234ZM128 163V162H127ZM142 163H143V160H142ZM240 163H242V162H240ZM144 164V163H143ZM232 164V163H231ZM231 164H228V166L229 165H231ZM236 164V163H235ZM244 164V163H243ZM126 165H128V164H126ZM122 166V165H121ZM129 166V165H128ZM135 166V165H134ZM243 166V165H242ZM247 166V165H246ZM124 167V166H123ZM123 167H122V169H123ZM130 167H131V164H130ZM168 170H171V168H172V166L171 165H167V166H165ZM225 167V166H224ZM229 167H234L235 168V166H229ZM238 167H240L239 166V163H238ZM125 168V167H124ZM129 168V167H128ZM131 168H133V167H131ZM135 168V167H134ZM139 168H140V165H139ZM143 168V167H142ZM119 169H120V167H119ZM229 169H231V168H229ZM239 169V168H238ZM102 171H105V170H107V168H106V166H103L102 167V169H101ZM125 170V169H124ZM124 170H121L120 169V172H119V175H120V177H126L127 176V173L128 172H126V171H124ZM129 170V169H128ZM135 170V169H134ZM237 170V169H236ZM140 171V170H139ZM232 171V170H231ZM234 171H235V169H234ZM130 172H132L131 170H130ZM136 172V171H135ZM137 173V172H136ZM221 173H223V172H221ZM233 173V172H232ZM239 173V172H238ZM133 174V173H132ZM224 174V173H223ZM235 174H236V171H235ZM249 174V173H248ZM193 175V174H192ZM237 175V174H236ZM236 175H234V176H236ZM223 177H224V175H223ZM245 177H247V176H241L240 178L241 179H245ZM252 177H254V176H251V178ZM57 180L55 181V178H54V180H50V183H47L48 184V186H49V188L47 187V189H49V192H44L45 194H47V195H50V193L51 194H54L55 193V189H56V186L60 183V180H61V177L60 176H57V178H56ZM111 179H115V177H113L112 175H111V172L109 173V177H108V179H103V180H101L100 181V183L97 185V188H99V187H101V191H97L96 189H91L90 191H89V193H88V195L89 196H101V195H103V196H109V195H114L115 194V189L113 188L112 189V187H113V185H114V183H115V181H110ZM234 179H235V177H234ZM234 179H232V181L234 180ZM247 179H248V177H247ZM246 179V180H247ZM227 180V181H226ZM237 180V179H236ZM236 180H234V181H236ZM240 180V179H239ZM250 180V179H249ZM253 180V179H252ZM252 180H250V181H252ZM250 181H247V184H248V182H250ZM258 181V180H257ZM256 182V181H255ZM252 183V182H251ZM101 184H103L102 186H100ZM229 184H231V182L229 183ZM234 184V183H233ZM255 184H258V183H255ZM245 185V184H244ZM259 185V184H258ZM208 187V186H207ZM248 187V186H247ZM250 187V186H249ZM257 187V186H256ZM259 187V186H258ZM242 188H243V186H242ZM213 190L215 189V188H212ZM238 189H240V188H238ZM259 190H261L260 188L258 189V192H260ZM238 190L236 189L234 192H233V194H235V193H237V197H238V194H239V191L237 192ZM42 192V193H43ZM233 194H231V195H233ZM48 197H51V196H48ZM233 197H234V195H233ZM237 197H235V199H237ZM213 199H215V196H214V198ZM234 199V198H233ZM256 199H257V196L254 198V196H250V198L248 199V200H243L244 202H240V200H242V199H238V202H239V205L237 206V207H234V209L233 210H231V211H229L228 210V212H225L226 211V209L224 210V207L225 206H223V211L222 212H220L219 211V213H217V211H215V216H212L211 214L212 213H210L211 211V208L213 207V209H214V205L216 204V203H213L212 205H211V207H210V210H209V204H206L205 203V206L200 210V211H196V214H194V216L196 215V216H202V218L201 217H199V218H201V219H203V217H206V216H208L209 215V217H210V221H212V222H215L216 223V221H217V219L218 218H220V217H218L217 215H219V216H223V214H224V216H228V215H233V212L234 211H236L237 209H243V208H246V207H248V205H252V204H254V202L256 201ZM261 199V198H260ZM222 201V200H221ZM221 203L220 202V200L219 201H217V203ZM238 202H236V203H238ZM138 201L133 205V208L134 207H136L137 205H138ZM241 203H243L242 204V206L240 207V204ZM233 203H229V202H227V203H225V204H223V205H227V207L226 208H228L230 205H232ZM220 205V204H219ZM234 206H235V204H234ZM249 206V207H250ZM222 207V206H221ZM220 206H219V208H221ZM248 207V208H249ZM235 208H237V209H235ZM250 209V208H249ZM252 209V208H251ZM220 210V209H219ZM28 211V210H27ZM210 211V212H209ZM38 212V211H37ZM131 212H132V209L130 208L129 209V213L131 214ZM239 212V211H238ZM243 212V211H242ZM194 213V212H193ZM28 214V213H27ZM35 214V213H34ZM39 214V213H38ZM207 214V215H206ZM236 214V213H235ZM26 215V214H25ZM28 216V215H27ZM30 216V215H29ZM37 216V215H36ZM35 215H33V216H31V217H36ZM180 216H181V218H182V220H186V221H192V220H190L184 213H180ZM40 217H49V216H45L44 214H42ZM51 217V216H50ZM196 218V217H195ZM198 218V219H199ZM70 219V218H69ZM199 221H200V219H199ZM247 221H249V220H247ZM247 221H246V223H247ZM193 222V221H192ZM208 223V222H207ZM245 223V222H244ZM99 224V221H89V225L91 226V227H93V228H96V227H99V226H102V225H98ZM184 224V223H183ZM187 224V223H186ZM191 224V223H190ZM189 224V225H190ZM216 225V224H215ZM141 226L143 227V226H145L143 223L141 224ZM237 226V225H236ZM238 226H240L239 224H238ZM187 227H189V226H187ZM125 228L129 231V235L128 236H125V237H122V238H120V239H118L116 242H114V244L113 245H111L110 246V248H109V250H107V254H103L102 256H100V257H98V258H100L99 260V264H104V262L107 260V258H109V257H111L112 256V254L114 255V254H121V256H123L124 254L123 253H121V252H119V251H117L118 249H131V248H133V247H136V246H133L132 244H137V243H144V245H141L139 248H148V247H151L153 244H155V242L152 240V235L154 234V233H151V232H148V233H142L141 234V236L140 237H136V236H134V235H132L131 233L132 232H134V229L132 228V226L131 225H129V224H125ZM206 228V227H205ZM233 228V227H232ZM41 229H47L48 230V224L45 222V223H38V224H35V225H30V226H27V228H25L23 231H22V234H21V236H20V238L17 240L19 243H20V245H21V249L20 248H18L19 249V255H23V254H25V253H27V251L25 250V248L23 247V246H27L28 244H27V241H28V236H30V235H34L38 230H41ZM184 229V228H183ZM186 229H188V228H186ZM195 229H196V227H195ZM231 229V228H230ZM229 229V230H230ZM185 230V229H184ZM191 230V229H190ZM202 231V230H201ZM208 231V230H207ZM43 232V231H42ZM203 232V231H202ZM190 233V232H189ZM205 233V232H204ZM208 233V232H207ZM199 236V235H198ZM204 236V235H203ZM203 236H201L200 235V237H202L203 238ZM212 236V235H211ZM32 238V237H31ZM34 238H35V236H34ZM54 238V237H53ZM199 238V237H198ZM202 238H201V240H202ZM33 240V239H32ZM31 240V241H32ZM35 240H37V239H35ZM198 240V239H197ZM38 241V240H37ZM199 241V240H198ZM203 241H205L204 240V238H203ZM209 242H210V240H208ZM193 242H194V240H193ZM193 242H191V243H193ZM222 242V241H221ZM249 242H250V240H249ZM17 243V242H16ZM33 243H35V242H33ZM205 243V242H204ZM203 243V244H204ZM206 243H207V241H206ZM223 243V242H222ZM15 244V243H14ZM36 244V243H35ZM194 244H195V242H194ZM210 244V243H209ZM218 244H220L219 242H218ZM23 245V246H22ZM30 245V244H29ZM31 245L33 246V244L31 243ZM38 245V244H37ZM200 245V244H199ZM15 246V245H14ZM14 246H12V247H14ZM145 246V247H144ZM206 246V245H205ZM198 246H196V247H194V248H196V249H198L197 248ZM207 247V246H206ZM219 247H220V245H219ZM242 247V246H241ZM259 247H263V246H259ZM33 248V247H32ZM31 248V249H32ZM34 248H36L35 246H34ZM201 248H202V246H201ZM205 248V247H204ZM203 248V249H204ZM208 248H211V246L209 245V247ZM30 249V248H29ZM15 250V249H14ZM212 249H209V251H211ZM243 250V249H242ZM245 250V249H244ZM24 251H26L25 253H21V252H24ZM86 251H88V249H86ZM11 252V251H10ZM17 252V251H16ZM237 252H239V250H237L236 251V253ZM13 253V252H12ZM33 253V252H32ZM123 254V255H122ZM126 255H128V254H125V256ZM131 255H134V254H131ZM198 255V254H197ZM203 255V254H202ZM233 255V254H232ZM36 256V255H35ZM130 256V255H129ZM171 256V255H170ZM177 256V255H176ZM13 257V256H12ZM14 257H16V256H14ZM14 257H13V260H15L14 259ZM21 257V256H20ZM24 257V256H23ZM30 257V256H29ZM133 257V256H132ZM203 257V256H202ZM205 257V256H204ZM204 257H203V259H204ZM230 255H228V257L226 258V261H228L229 259H230ZM26 258V257H25ZM150 259H148V264H168V262L170 261V260H172V261H175V259H172L171 257H169L168 255H166V256H154V257H149ZM181 258V257H180ZM207 258V257H206ZM22 259H24V258H22ZM22 259L20 260V261H22ZM146 259V258H145ZM197 259H198V257H197ZM110 260V259H109ZM176 260H177V258H176ZM225 260V259H224ZM11 261V260H10ZM195 261V260H194ZM220 261V260H219ZM110 262H112V261H110ZM149 262H152V263H149ZM197 262V261H196ZM205 262V261H204ZM204 262H202V263H204ZM13 263V262H12ZM11 263V264H12ZM198 263V262H197ZM226 263V262H225ZM225 263H223L222 262V264H225ZM5 264H9L8 262H5ZM185 264V263H184ZM187 264V263H186ZM207 264H213V261H208L207 262ZM227 264V263H226Z\"/></svg>",
    "mask_w": 264,
    "mask_h": 264
}]
</instances>
